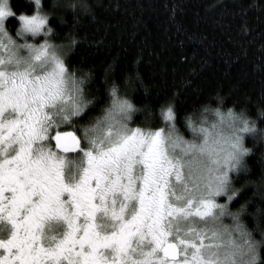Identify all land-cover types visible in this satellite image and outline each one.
<instances>
[{"label":"clouds","instance_id":"1","mask_svg":"<svg viewBox=\"0 0 264 264\" xmlns=\"http://www.w3.org/2000/svg\"><path fill=\"white\" fill-rule=\"evenodd\" d=\"M27 3L0 0V264H264V104L138 103L140 55L70 62L103 0Z\"/></svg>","mask_w":264,"mask_h":264},{"label":"trees","instance_id":"2","mask_svg":"<svg viewBox=\"0 0 264 264\" xmlns=\"http://www.w3.org/2000/svg\"><path fill=\"white\" fill-rule=\"evenodd\" d=\"M13 5L17 11L30 8L27 0H13ZM96 16L78 26L86 39L70 62L102 68L116 58L120 76L140 55L138 68L150 94L138 92V103L157 105L177 93L182 113L219 89L228 103L246 104L253 112L264 104V0H119L115 9L103 0ZM50 22L57 24L55 17ZM57 29L62 36L66 26L57 24ZM249 161L251 175H258L256 156Z\"/></svg>","mask_w":264,"mask_h":264}]
</instances>
